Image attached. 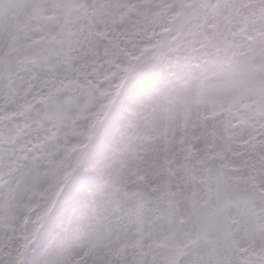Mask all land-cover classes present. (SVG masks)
<instances>
[{
    "label": "snow or ice",
    "instance_id": "6c2138e0",
    "mask_svg": "<svg viewBox=\"0 0 264 264\" xmlns=\"http://www.w3.org/2000/svg\"><path fill=\"white\" fill-rule=\"evenodd\" d=\"M0 264H264V0H0Z\"/></svg>",
    "mask_w": 264,
    "mask_h": 264
}]
</instances>
